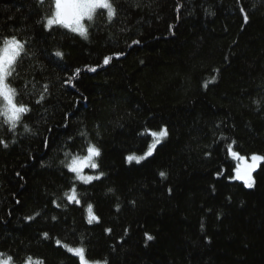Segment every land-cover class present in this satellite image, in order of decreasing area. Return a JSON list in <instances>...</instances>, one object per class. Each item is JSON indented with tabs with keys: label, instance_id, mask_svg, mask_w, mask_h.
Listing matches in <instances>:
<instances>
[{
	"label": "trees",
	"instance_id": "trees-1",
	"mask_svg": "<svg viewBox=\"0 0 264 264\" xmlns=\"http://www.w3.org/2000/svg\"><path fill=\"white\" fill-rule=\"evenodd\" d=\"M113 3L85 39L44 27L51 0H0V41H26L12 84L31 108L15 130L0 117V253L80 264L60 239L108 264H264V164L248 188L228 152L264 155V0ZM88 144L104 175L81 184L61 161Z\"/></svg>",
	"mask_w": 264,
	"mask_h": 264
},
{
	"label": "snow or ice",
	"instance_id": "snow-or-ice-1",
	"mask_svg": "<svg viewBox=\"0 0 264 264\" xmlns=\"http://www.w3.org/2000/svg\"><path fill=\"white\" fill-rule=\"evenodd\" d=\"M45 0H39V3L43 4ZM51 14L46 16L42 23L46 29L51 30L53 26H60L69 29L74 33H78L85 39L88 38V25L84 23L85 20L91 22L97 14L98 10H104L101 12L103 15L106 12L109 22L117 14V9L114 6L113 0H51ZM179 11V9H177ZM243 12V8H241ZM245 22H247V15L244 16ZM138 44L139 41H133ZM26 41L18 39L16 36L5 37L0 41V117H3V122L10 126L11 130H15L21 121L22 117L31 111V108L24 104L22 101L17 100L18 91L13 87L12 81L15 79L14 73H16L17 62L21 56L26 55ZM56 56L62 57V52H56ZM122 55V54H118ZM112 60V56L104 58L103 63L107 65ZM91 71H95V68H91ZM80 69L75 70L74 76L69 78V82L75 79L79 75ZM207 87V85H205ZM48 91V85H43V92L40 94L36 103H40L45 99L44 93ZM25 130H30L27 125H24ZM148 135L152 137V142L148 145L147 151L142 155H129L127 161L131 163L135 161L140 163L151 157L157 147L167 136L168 129L162 128L158 131H148ZM0 143L7 147V144L0 140ZM47 144V142H45ZM235 141L228 146L229 154L235 158L239 163L234 169L235 179L241 180L243 184L252 188L255 184L253 172L259 167L260 164H264V155L252 154L251 156L241 155L238 151L233 150ZM101 155L100 149L94 144H88L86 148V155L80 156L78 154L73 155L66 153V156H70V160L62 164L67 170L74 174V179L80 181L83 184H90L94 180H99L103 177L104 173L99 172L97 175H85L84 169H98L99 165L96 162V158ZM19 175V173L17 174ZM161 177L166 178L165 172H160ZM171 191V190H169ZM64 198L69 203H80L79 194L76 187L73 185L69 191L64 193ZM18 202V201H17ZM59 207V204L56 205ZM88 223L93 221L99 222V217L93 212V205H87ZM36 215H39L37 213ZM34 217H28L31 220ZM55 219V217H53ZM111 233V229H106ZM44 238L48 239V233L45 232ZM146 239L151 241L153 236L145 234ZM57 246L63 247L67 252L72 253L78 257L80 264H108L107 260H90L86 257V248L81 241L78 246H70L67 243H62L60 239L55 241ZM0 264H13V257L4 253H0ZM24 264H44V261L40 258H33L32 256L26 257Z\"/></svg>",
	"mask_w": 264,
	"mask_h": 264
},
{
	"label": "rangeland",
	"instance_id": "rangeland-1",
	"mask_svg": "<svg viewBox=\"0 0 264 264\" xmlns=\"http://www.w3.org/2000/svg\"><path fill=\"white\" fill-rule=\"evenodd\" d=\"M98 11H100V10H98ZM97 11V12H98ZM86 22H88L87 20H85L84 21V23H86ZM72 32V31H71ZM74 33V32H73ZM76 34H78V33H76ZM86 155V154H85ZM81 156H84V155H81ZM232 157V156H231ZM97 159V158H96ZM232 159L238 164L239 162L235 159V158H233L232 157ZM132 162H135V161H132ZM142 162V161H141ZM84 174L85 175H97V169H89V168H85L84 169ZM253 177H254V172H253ZM78 181V180H77ZM78 183H81L80 181H78ZM81 184H83V183H81Z\"/></svg>",
	"mask_w": 264,
	"mask_h": 264
}]
</instances>
